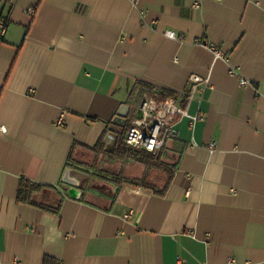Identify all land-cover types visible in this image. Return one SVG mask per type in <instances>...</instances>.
I'll list each match as a JSON object with an SVG mask.
<instances>
[{"label": "crops", "instance_id": "1", "mask_svg": "<svg viewBox=\"0 0 264 264\" xmlns=\"http://www.w3.org/2000/svg\"><path fill=\"white\" fill-rule=\"evenodd\" d=\"M0 15V264H264V0H0ZM193 74L201 118L162 150L164 193L111 183L113 201L84 200L73 143L106 131L112 151L139 83L185 104ZM22 178L78 191L55 213L18 201Z\"/></svg>", "mask_w": 264, "mask_h": 264}, {"label": "trees", "instance_id": "2", "mask_svg": "<svg viewBox=\"0 0 264 264\" xmlns=\"http://www.w3.org/2000/svg\"><path fill=\"white\" fill-rule=\"evenodd\" d=\"M0 23L9 24L8 17L0 15ZM153 87L154 85L148 83H139L136 87L137 90H134V104L126 115V123L122 125L116 146L112 151L106 149L104 141L106 131L94 145H87L81 142L73 143L67 163L88 172V176L82 186V198L84 200L97 203L98 199L101 198L103 201L101 203L103 204L107 201H113V195L102 190L103 185H107L110 192L111 183L120 186L126 182L135 186H143L146 189L162 194L172 181L175 170L174 157L165 156L162 154V151L159 155H155L144 149H135L126 142V132L130 116L135 112L142 93ZM161 90L168 96L178 98V94L173 90L166 88H162ZM78 147L84 148L93 156L91 158L85 157L84 159L77 158L75 152ZM131 161L134 163H131ZM153 169L163 171L165 174L164 177L159 178L161 183L158 181V178L153 179L150 177ZM126 171L129 173L126 174ZM101 182L104 184H100ZM60 187L61 189L58 186L46 185L34 182L28 178H22L18 188L17 199L19 202L28 203L44 210L59 213L64 198L70 189V184L63 181ZM96 190H101L102 194L98 195ZM46 192L49 193L48 197L43 196V193ZM52 259L45 256V264H49Z\"/></svg>", "mask_w": 264, "mask_h": 264}, {"label": "built area", "instance_id": "3", "mask_svg": "<svg viewBox=\"0 0 264 264\" xmlns=\"http://www.w3.org/2000/svg\"><path fill=\"white\" fill-rule=\"evenodd\" d=\"M6 26V24L0 23V36L4 35ZM165 34L169 38L178 39L183 37L182 34L173 29L167 30ZM211 48L215 50L218 56L223 54L218 47L212 45ZM231 72L234 73L235 70H231ZM190 79L192 85L185 104H182L174 96L164 94L159 86H154L142 93L135 112L130 116L126 132L128 145L135 149H144L159 155L169 138H173L177 134L175 124L180 118H189L191 124H195L201 118V114H191L189 106L201 90L199 83L203 81V78L193 74ZM247 82V80L242 79L243 84ZM6 131V126L0 124V132ZM227 264H236L235 259L230 258Z\"/></svg>", "mask_w": 264, "mask_h": 264}, {"label": "water", "instance_id": "4", "mask_svg": "<svg viewBox=\"0 0 264 264\" xmlns=\"http://www.w3.org/2000/svg\"><path fill=\"white\" fill-rule=\"evenodd\" d=\"M128 110H129V107L125 106V111L120 113V116H118L119 118L117 117L118 119H120V120H117V122L122 123V124L126 122V115L128 113ZM66 182L71 185L69 192L73 195H76L78 189L76 188L75 182L73 180L71 181L70 179H67Z\"/></svg>", "mask_w": 264, "mask_h": 264}, {"label": "rangeland", "instance_id": "5", "mask_svg": "<svg viewBox=\"0 0 264 264\" xmlns=\"http://www.w3.org/2000/svg\"><path fill=\"white\" fill-rule=\"evenodd\" d=\"M170 139L171 138H169V140L168 141H170ZM167 144H168V142H167ZM131 163H134L133 161H131ZM83 171V173L84 174H86L87 175V173H86V170H82ZM129 172L128 171H126V174H128ZM164 173H163V171H160V170H156V169H153L152 171H151V178H153V179H157L158 178V181H159V178H162V177H164ZM88 176V175H87ZM160 182V181H159ZM161 183V182H160Z\"/></svg>", "mask_w": 264, "mask_h": 264}]
</instances>
